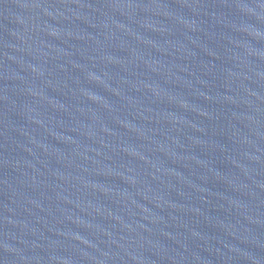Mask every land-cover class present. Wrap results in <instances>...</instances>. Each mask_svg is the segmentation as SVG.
<instances>
[{
	"label": "water",
	"instance_id": "water-1",
	"mask_svg": "<svg viewBox=\"0 0 264 264\" xmlns=\"http://www.w3.org/2000/svg\"><path fill=\"white\" fill-rule=\"evenodd\" d=\"M263 245L264 0H0V264Z\"/></svg>",
	"mask_w": 264,
	"mask_h": 264
}]
</instances>
